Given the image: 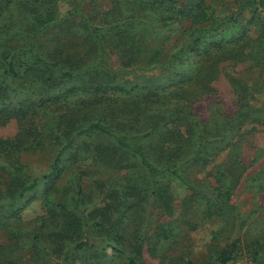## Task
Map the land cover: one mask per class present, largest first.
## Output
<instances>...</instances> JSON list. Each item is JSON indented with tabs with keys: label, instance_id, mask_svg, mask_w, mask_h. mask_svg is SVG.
I'll list each match as a JSON object with an SVG mask.
<instances>
[{
	"label": "trees",
	"instance_id": "16d2710c",
	"mask_svg": "<svg viewBox=\"0 0 264 264\" xmlns=\"http://www.w3.org/2000/svg\"><path fill=\"white\" fill-rule=\"evenodd\" d=\"M115 1L105 14L81 16L80 36L95 49L94 61L83 63L82 58L66 57L65 34L71 29L63 23L82 13L84 0H78V7L63 17L56 14L53 0H0V119L14 117L19 121L14 138L0 139V158H16L18 163L25 152L45 147L55 151L52 169L42 178L26 183L20 176L14 178L7 198L0 200V220L16 215L19 204L41 181L46 195L58 191L64 166L90 160L98 168V172H85L92 179V190L85 189L80 172L76 192L68 200L58 201L50 215L38 221L34 245L56 258L55 264H75L77 259L83 264H142L147 242L145 225L153 215L148 212L157 209L165 215L173 213L175 179L188 187V202L198 205L204 216L223 217L242 174L240 166H228L217 175L216 185L204 181L203 186L185 176L191 164L206 161L204 152L217 138H227L237 121L228 123L230 131L219 132L223 128L207 130L205 124L183 118L186 129L181 140L172 148L158 150L157 156L150 152L146 140L160 133V127L168 126L164 109H172L167 115L170 122L177 121L172 116L180 110L168 106L170 98H189L199 88L202 92L215 90L211 81L221 62L251 60L264 67V40H247L245 34L224 38V30L229 27L226 23L234 16L226 8L214 7L213 0ZM250 6L253 19L259 20L262 12L257 0L241 4L240 10ZM184 19L190 23L182 33L183 39L166 54L164 26ZM51 28H59L54 37L57 42L54 49L45 52L40 40ZM109 39L119 64L113 63ZM154 68L161 74L167 71L175 75L163 78L138 74ZM126 76L142 77L145 87L148 84L146 97L152 96L148 102L156 105L150 108V114L149 107L135 97L143 87L128 86ZM120 94L135 99L124 104L118 102ZM240 107H244L243 120L259 116V109L244 98ZM243 110L235 113L240 116ZM110 173L122 175L117 178ZM94 191L99 193L97 199ZM219 203L221 206L215 209ZM176 227L171 221L160 222L155 243L174 239ZM245 249L240 239L224 240L223 246L215 249L211 263L228 264L250 252ZM253 257L264 264L262 239ZM169 264L208 262L175 256Z\"/></svg>",
	"mask_w": 264,
	"mask_h": 264
},
{
	"label": "rangeland",
	"instance_id": "374dc122",
	"mask_svg": "<svg viewBox=\"0 0 264 264\" xmlns=\"http://www.w3.org/2000/svg\"><path fill=\"white\" fill-rule=\"evenodd\" d=\"M247 1L213 0L214 7L226 8L227 12L231 13L227 14L234 16L229 24L226 23V26L229 27L224 30V38L232 39L245 34L247 40L251 39L257 42L264 40V0H257L262 12L259 20L253 19V13L250 11L252 6L247 7L249 9L244 11L240 10V5ZM115 2V0H84L81 5L82 13L73 15L77 18H69V22L65 20L63 25L67 23L71 29L65 34V42L68 44L65 50L66 57L82 58L81 62L83 63L88 62V59H94V45L80 36L81 16L105 14L114 7ZM52 4L55 6L56 14L63 17L71 10H75L79 2L78 0H53ZM15 7L14 14L17 13ZM189 23V20L184 19L170 22L169 25L164 26L162 38L166 54L172 49L171 46L174 43L181 41L182 33ZM58 30L59 28H51L41 38L40 45L45 52L50 48L54 49L57 42L54 37ZM108 50L112 55L113 63L119 64L117 51L111 45V39L108 40ZM138 74L147 77L160 75L163 78L175 75L167 71L161 74L159 68L140 71ZM126 80L128 86H139L141 89L143 87L142 92L139 91L138 95L134 91L135 97L144 102L143 106L149 107L147 114H150V108H155L156 105L149 103L153 100L152 96L146 97L148 84L145 87L144 78L126 76ZM211 85L215 90L202 92L199 88L192 94L190 93L189 98L181 97V95L174 96V99L170 98L167 103L171 104L168 106L180 110L176 117L172 116L177 121L170 122L168 116L171 115L172 109H164L163 113L169 124L167 127H160V133H157L153 138H148L146 146L154 156H157L158 150L172 148L173 144L181 140V134L186 129V119L183 118H188L191 122H201L203 125L205 124L207 130L223 128L219 132L230 131L228 123L237 121L234 123L236 124L234 131L227 138H223V136L217 138L206 153L204 152L203 156L206 161L191 164L185 176L192 183L203 186L204 181L206 184L209 182L211 185H216L218 183L217 175L219 176L228 166H240L242 174L231 199L224 207L226 213L223 217L204 216L198 205L188 202L190 194L188 187L180 180L175 179L172 182L173 213L165 215L157 209H151L148 212L153 215L150 222L148 221L145 225L147 242L144 254L140 259L142 264H169V260L175 256L183 257L186 260L192 259L194 262L212 264L215 249L223 246L224 240L235 238L240 239L243 247L246 246L245 252L246 250L250 252L228 264H260L254 259L253 252L257 250L258 240L264 241V67L251 60L223 61L219 64V70L211 81ZM120 95L118 102L121 103L135 99L127 94ZM241 98L259 109L258 117L241 119L244 115V107L239 108ZM160 101L164 102V97H160ZM237 110L238 112L243 110L240 116H238V112L235 113ZM255 118L258 119L254 120ZM18 132L19 121L17 119L14 117L0 119V139L14 138ZM232 134L235 135L232 136ZM54 157V149L45 147L38 151L21 154L18 163L16 158H0V200L3 201L7 198L15 177L20 176L26 183L34 178H42L50 172ZM93 166L90 160L80 161L76 166H64L63 175L59 178L60 181L58 180V191L46 195L44 181H41L37 189L30 192L19 204L20 210L16 215H7V218L0 220V246H2L0 264L9 262L55 264L56 258L45 255L34 245L33 236L40 226L38 221L41 216L50 215V210L58 201H66L76 192V183L80 172L84 177L82 183L85 189L92 190V179L86 177L85 172H94L95 170L98 172V168ZM99 173L102 174L100 170ZM110 174L117 178L122 175ZM94 194V198L97 199L99 193L94 191ZM219 206H221L220 203L214 208L217 209ZM162 221L173 222L177 226L178 234L174 239L157 245L155 229ZM47 245L50 247L49 243ZM75 264H83V262L77 259Z\"/></svg>",
	"mask_w": 264,
	"mask_h": 264
}]
</instances>
